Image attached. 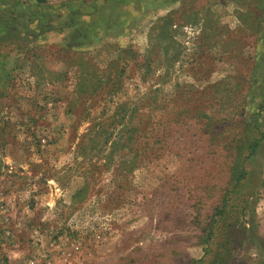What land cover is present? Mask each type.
Here are the masks:
<instances>
[{
  "label": "rangeland",
  "instance_id": "1",
  "mask_svg": "<svg viewBox=\"0 0 264 264\" xmlns=\"http://www.w3.org/2000/svg\"><path fill=\"white\" fill-rule=\"evenodd\" d=\"M32 259L264 264V0H0V264Z\"/></svg>",
  "mask_w": 264,
  "mask_h": 264
},
{
  "label": "trees",
  "instance_id": "2",
  "mask_svg": "<svg viewBox=\"0 0 264 264\" xmlns=\"http://www.w3.org/2000/svg\"><path fill=\"white\" fill-rule=\"evenodd\" d=\"M36 1H43V0H36ZM254 127H257L259 130L258 125H254ZM257 140L258 138H253L251 139L250 143L248 144L247 148H248V155L247 157H251L252 155L255 154V150H256V146H257ZM246 175V171L244 170V168H240V169H234L233 170V174L231 175V179H232V183H231V187L234 188L235 186L238 185L239 181ZM225 193H228L227 190L225 191ZM224 207V204L222 203L221 207H219L218 209H216V212L219 211L221 208ZM214 213V214H219V213ZM213 214V215H214ZM213 222H211L210 224H212Z\"/></svg>",
  "mask_w": 264,
  "mask_h": 264
},
{
  "label": "built area",
  "instance_id": "3",
  "mask_svg": "<svg viewBox=\"0 0 264 264\" xmlns=\"http://www.w3.org/2000/svg\"><path fill=\"white\" fill-rule=\"evenodd\" d=\"M35 262V260L34 259H32V260H28V264H33Z\"/></svg>",
  "mask_w": 264,
  "mask_h": 264
}]
</instances>
